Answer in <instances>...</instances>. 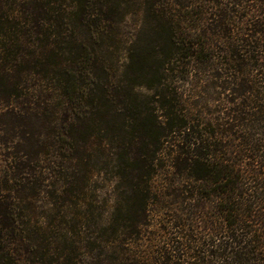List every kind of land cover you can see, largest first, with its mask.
I'll use <instances>...</instances> for the list:
<instances>
[{"label": "trees", "instance_id": "trees-1", "mask_svg": "<svg viewBox=\"0 0 264 264\" xmlns=\"http://www.w3.org/2000/svg\"><path fill=\"white\" fill-rule=\"evenodd\" d=\"M0 264H264V0H0Z\"/></svg>", "mask_w": 264, "mask_h": 264}, {"label": "rangeland", "instance_id": "rangeland-1", "mask_svg": "<svg viewBox=\"0 0 264 264\" xmlns=\"http://www.w3.org/2000/svg\"><path fill=\"white\" fill-rule=\"evenodd\" d=\"M172 177L174 178L170 171H164L162 168L159 169L158 173L154 176L153 183L159 191L160 197L159 200L153 199L154 202L151 205L152 212L149 219L151 225L146 228V234L140 240V243H143L145 246L154 247L155 249L169 246L168 237L170 236V232L178 231L181 228L176 226V223L180 221L178 215L184 217L181 224L183 225V232H188L187 229L189 225H197L198 223L194 219V213L187 208L189 203H185L182 199V197L189 195L191 191L183 192L181 191V185L176 186L177 183H170ZM118 193L119 191L115 184H103V186H99L98 194L103 201L110 199L112 202L113 199L118 196ZM108 210H110V207ZM185 223L187 225H184ZM204 224L205 222H201L199 225L203 226ZM200 231L205 233L204 229ZM157 234L159 235L158 237ZM153 239L159 241L156 246L152 244Z\"/></svg>", "mask_w": 264, "mask_h": 264}]
</instances>
